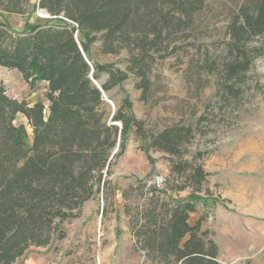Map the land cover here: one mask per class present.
Segmentation results:
<instances>
[{"label": "trees", "instance_id": "trees-1", "mask_svg": "<svg viewBox=\"0 0 264 264\" xmlns=\"http://www.w3.org/2000/svg\"><path fill=\"white\" fill-rule=\"evenodd\" d=\"M231 1L224 70L215 59L206 66L216 75L218 89L236 98L238 83L245 82L264 50L263 43L254 44L264 37V0ZM207 2L0 0V66L17 69L31 85L47 83V104L10 96L0 84V264H13L31 246H46L55 236L64 238L62 223L78 217L88 200L100 192L106 202L115 195L112 162L125 151L130 132L141 139L152 163L150 149L183 156L191 125L165 126L149 136L128 95L110 116L92 77L108 73L100 84L108 92L134 73L147 99L152 60L174 35L188 36ZM34 8L47 9L51 17L28 20L20 30L8 21L12 14L33 15ZM98 40L111 52L128 49L125 69L93 57ZM19 115L32 128L31 141ZM171 171L186 174L193 191L176 198L165 189H151L130 221L135 249L152 264H225L212 232L203 227L204 217L190 221L209 173L188 159L173 163Z\"/></svg>", "mask_w": 264, "mask_h": 264}, {"label": "rangeland", "instance_id": "rangeland-1", "mask_svg": "<svg viewBox=\"0 0 264 264\" xmlns=\"http://www.w3.org/2000/svg\"><path fill=\"white\" fill-rule=\"evenodd\" d=\"M207 1L196 16V25L186 31L188 36L174 35L152 60L147 99L142 98L143 90L137 86L140 78L134 73L122 86L106 92L116 109L129 96L132 111L144 121L149 136L165 126L191 125L192 137L183 145V156L150 149L152 163L141 139L130 132L125 151L112 162L110 178L115 195L106 202L100 192L88 200L78 217L62 223L64 238L55 236L46 246H31L13 264H152L135 249L130 221L151 189H165L176 198L193 191L186 174L171 171L173 163L183 159L201 163L209 173L203 189L197 192L202 198L190 221L204 217L203 227L210 229L218 243L220 260L226 264H264V217L246 215L244 205L236 203L237 196L243 195L249 202L264 197V50L254 60L245 82L238 83L239 96L233 98L218 89L216 75L206 65L215 59L217 67L224 70L232 1ZM34 10L30 16L12 14L8 21L20 30L28 20L51 17H46L42 8ZM261 43L264 45V37L254 40L255 45ZM92 54L100 63L123 69L129 57L127 48L111 52L102 40L92 45ZM107 78L108 73L102 72L96 81L101 84ZM0 84L10 96L47 104V83L31 85L17 69L0 66ZM106 109L112 116L113 107L108 102ZM17 121L26 124L31 141L33 131L27 119L19 115ZM181 185L185 188L178 190ZM247 217L258 219L259 226L254 221L248 224Z\"/></svg>", "mask_w": 264, "mask_h": 264}, {"label": "crops", "instance_id": "crops-1", "mask_svg": "<svg viewBox=\"0 0 264 264\" xmlns=\"http://www.w3.org/2000/svg\"><path fill=\"white\" fill-rule=\"evenodd\" d=\"M237 197H238V201H236V203L239 204L241 202L244 205V207L246 209V211H245L246 215L256 216L257 218H263L264 217V197L261 198L260 196H257L256 198H254L250 202L248 201L247 197H245L243 195L237 196ZM252 221L255 222V225L257 224V226H259L257 223L258 219H254V218L252 219L250 217L246 218V222L248 224H254ZM223 263H225V262H223Z\"/></svg>", "mask_w": 264, "mask_h": 264}, {"label": "water", "instance_id": "water-1", "mask_svg": "<svg viewBox=\"0 0 264 264\" xmlns=\"http://www.w3.org/2000/svg\"><path fill=\"white\" fill-rule=\"evenodd\" d=\"M42 12H44L45 14H47V16L46 17H50L49 15V12L47 11V9H42ZM92 79H93V81H94V83L98 86V88L102 91V94H103V97H104V99L108 102V103H110L111 105H112V107H113V114H114V112L116 111V106H115V104L108 98V96H107V94H106V92L103 90V88L101 87V85L92 77ZM115 124H117V125H120L121 126V124L119 123V122H115ZM116 150H118V146L116 147ZM116 150L114 151V153L116 152Z\"/></svg>", "mask_w": 264, "mask_h": 264}, {"label": "built area", "instance_id": "built-area-1", "mask_svg": "<svg viewBox=\"0 0 264 264\" xmlns=\"http://www.w3.org/2000/svg\"><path fill=\"white\" fill-rule=\"evenodd\" d=\"M87 59V58H86ZM87 61L89 62V60L87 59Z\"/></svg>", "mask_w": 264, "mask_h": 264}]
</instances>
